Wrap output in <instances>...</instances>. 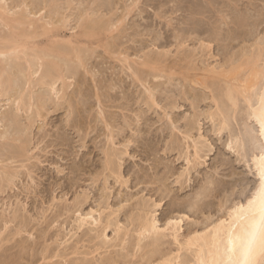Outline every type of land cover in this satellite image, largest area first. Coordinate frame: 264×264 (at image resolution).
I'll return each mask as SVG.
<instances>
[{"label":"rangeland","instance_id":"rangeland-1","mask_svg":"<svg viewBox=\"0 0 264 264\" xmlns=\"http://www.w3.org/2000/svg\"><path fill=\"white\" fill-rule=\"evenodd\" d=\"M137 1L7 0V6L14 8L11 9L12 11H17L22 5L26 9L24 6L27 4L33 12L41 10V14H37V17L43 15L44 18H48L49 14L59 15L60 18L66 16L70 20V26L67 29L64 28L65 30L62 29L63 36L61 37L65 38H71V35L76 34L74 33L76 30L77 33L79 32V27L75 31L69 29L71 25L72 27L78 26L79 18L87 13L93 15L94 19L95 14L97 17L102 15L105 18L102 19L103 22L107 23L110 19L107 24L112 20L119 27L112 33V38L104 42L113 46L114 56L106 54L102 47H92L94 52L91 48V53L86 54L89 73L79 67L75 60H65L68 62L62 60L66 64L62 63L63 69L65 67L74 74V79L70 80L73 85L66 90L67 96L64 100L61 99L62 85L60 83L57 84V89L55 88L54 92L46 86L31 89L25 83L26 80L23 81L25 78L22 77V74L17 76L16 73L13 77L15 79L9 87L0 81V176L3 171L5 173L9 171V174L14 175L11 182L0 181V220L2 219L0 228L4 227L3 219L11 221L5 231L6 234H2V239L5 237L4 239L10 242L1 243L3 249H0V264L11 263V261L14 264H50V262L56 264L61 260H44L42 252L47 249L49 254L46 255L51 256V253L53 254L60 248L63 250L70 248L69 252L77 245L84 251L95 248L98 244V240L95 238L100 231L97 232L91 226H86L81 231L78 230L74 221L78 218L79 212L78 214H73L74 212L69 214L65 210L71 204L72 206L69 207L73 209L76 198L79 197H87L83 207L84 213L93 209L97 212L95 216L99 217L101 212L104 220L112 217V220L121 221L123 227L129 228V230L134 229L131 227L134 226L132 222L139 214H142L143 204H148L161 226L170 216L184 217L181 234H185L192 228L190 226L194 225L193 228L198 227V229L203 228V222H206L207 218L211 217L212 220H216L224 214L222 213L224 209L226 210L229 205L235 203L234 201L243 200L245 196L248 197L251 194L257 181L251 161V150L254 149L253 147L260 146V140H258L260 139L258 137L260 128L251 117L252 108L248 109L243 95L249 93L250 95L247 96L251 101L253 99L252 102L258 100L253 92L255 91L253 88H256L253 78L256 77L254 75L257 66L264 65V62L256 63L255 57L264 44L259 47V45H255V42L258 38H264V0H140L136 4ZM21 2H25V5L24 3L21 5ZM18 6L20 7L18 8ZM246 15L249 16V20L245 17ZM235 16H244L245 21L249 22V24L246 22L247 28L240 26L235 21L237 18ZM222 17H227L228 21L233 18L232 20L237 24L230 22L229 25L224 26L221 23ZM9 34L8 29L5 26L2 27L0 23V40ZM177 38L179 39L177 40ZM179 40L187 42L190 40V44L185 42L186 45H184L187 47L189 45L190 48L185 49L184 47L178 52ZM200 44H203L204 47H201ZM205 46L211 48L207 49ZM243 47H247L244 49L251 53L242 57L240 54L244 50ZM195 48L202 54L198 59L201 66L205 63L209 66H227L230 61H226L232 56L240 60L231 66L236 67L238 64L245 63V66L243 65L245 69L242 67L243 70L238 72L237 77L248 84V90L246 88L248 93H239L238 106L231 112V132L244 143L240 154L236 149L228 147L231 141L229 140L231 139L229 131L217 133L214 124L207 119L206 114L200 120L201 126L196 125L199 131L196 128H193L194 131L191 129L194 140L191 138L188 143V139L185 141V127L191 120L193 121L194 110L191 107V102L187 101L182 93L186 90L189 91L190 88L178 80V76L154 78L150 68L132 62L131 65L140 68L139 72L142 74L140 75L141 80L136 81L123 66V63L117 59L120 52L122 56H128L129 60L142 63L144 59L152 57L153 54L154 57L159 53L158 56L161 58L160 55L167 53L164 60L168 59L163 63L164 66L168 69L171 67V72L175 69L182 71L181 68L185 67V62H179V59L184 58L182 51L185 49L184 53L191 54ZM201 48L205 49L204 53ZM188 50L190 51L188 52ZM260 54L262 55V52ZM183 60H186V57ZM8 63L5 64L9 72L17 70L16 62L11 60ZM21 64L23 65L24 62ZM36 77L38 79V75ZM210 81L211 77L209 76L207 84ZM15 82L17 86L14 85ZM18 86L19 88L16 89ZM21 87L22 92L26 94L25 100L27 101L24 100L28 104L26 109H17V102L14 99L11 100L12 93H18ZM148 90L154 94L155 104L148 99ZM9 91L10 100L6 96ZM191 93V95L199 96L196 98L198 111L202 113L215 111V103L211 102L214 94L208 86H204L201 77L199 84L194 86ZM215 93L221 95V92L215 91ZM2 94L4 95L1 96ZM41 94L45 95L44 98ZM40 97L43 100H39ZM68 98L70 101L74 100L71 103L76 106L73 111L69 110ZM172 101L173 103L177 101L178 108L172 109ZM41 102L45 103L41 104ZM29 103L32 105L30 108ZM40 104L44 105L43 109ZM37 105L40 106L39 110ZM72 105L71 108H73ZM256 107L258 104L253 105V108ZM227 108L230 110V107ZM100 110L104 112V117L99 114ZM39 111L42 116L39 115ZM70 111L74 113L70 114ZM166 113H169V116L164 115ZM170 118L172 120L175 118L174 128H172ZM186 119L188 121L190 119V121L187 122ZM185 120L187 124H185ZM220 120L221 117L216 116L215 124H220ZM106 124H109L110 128ZM191 124L189 123L188 127ZM108 128L112 132L114 131L112 133L115 136L116 146L114 145V149L116 148L117 156L120 157L119 161L118 157L116 158V161L119 162L117 166L118 171L120 170V182H116L117 179H114L113 176L105 183L109 173L103 172L105 162L103 150H105L104 147H108ZM22 139H26V146H28L26 150L20 149L21 152L17 147L20 146L18 141L24 142ZM195 146L201 150V162L193 159ZM18 150L21 153L15 154L18 153L16 152ZM20 154L25 155L22 157ZM188 157L190 163L187 161ZM120 164L122 167L119 169ZM102 176L105 177L102 178ZM59 210L63 211L60 213ZM24 223L27 231L33 235L23 233L16 238L13 233H16L17 228L19 229L20 225L23 226ZM201 223L203 225L200 227ZM113 229L110 228L106 232L110 246L117 243L113 241L115 239ZM82 232L86 233L82 234ZM134 234L132 233V237H129L132 242ZM57 235H62L61 241L64 242L60 248L55 243ZM165 239L164 241L168 242H166L167 244L163 243L162 250L169 249L168 251L173 250V253H176L177 244L170 237ZM65 240L67 241L65 242ZM132 242L128 243L129 246L127 245L125 250H120L122 248L119 246H117L119 248L111 246L102 250L109 255L113 252V256L109 257L114 259L116 256L117 258L126 257L124 254L127 250L132 251ZM23 244L26 246V251L23 249L25 248ZM104 253L102 257H108V254ZM116 253H120V255L118 256ZM128 253V257L131 255L132 259L133 251ZM141 254L137 259L133 257L135 261L129 258L130 262L135 264L139 259L138 264H143L140 260H145L144 264H149L148 259L145 258L151 255V251H148L147 255L144 253L146 256L143 254L144 259ZM94 257L100 258L95 254L89 255L87 259L89 258L92 260L91 263L94 261L93 264H96ZM77 258L79 261L85 259L84 256L71 255L68 257V262L61 261L60 264H69Z\"/></svg>","mask_w":264,"mask_h":264},{"label":"bare ground","instance_id":"bare-ground-1","mask_svg":"<svg viewBox=\"0 0 264 264\" xmlns=\"http://www.w3.org/2000/svg\"><path fill=\"white\" fill-rule=\"evenodd\" d=\"M139 1L140 0H138L136 4H138ZM23 3L25 5V2H23ZM23 3L21 2L20 4L22 5ZM16 7H17V5H16ZM19 7L20 6H18V8ZM24 7L26 9L23 8V5H22V7H20V9L23 8L21 11L18 8H17L18 10L16 9L17 11H15V10L12 11L14 8L12 9V8H9L7 6V0H0V23L2 24V27L5 26L8 29V32L10 33L9 35H6L4 37L2 36L3 38H1V40H0V81L3 82L5 84V86H7V87L11 86L13 79H15L13 77L16 73H17V76H21V74L23 75L22 77L25 78V79L23 78L24 79L23 81L26 80L25 83L29 87H31V89L33 87L40 86L42 88V87L46 86V87H50V89L54 90V92H55L57 89L56 88L57 84L60 83L62 85V87H61L62 98L61 99L64 100V98L67 96L66 90L69 89L73 85V83L70 82V80L72 81V79H74V74L71 73L69 70H67L65 67L63 69L62 60H64V61L67 59L68 60H75L79 64V67H82V69L84 68L85 71L87 73H89V71L87 69L88 67L86 64V57L85 56H86V54L88 55L89 52L91 53L92 47H97V48L102 47L106 54H109L110 56H112V55L114 56L115 51L113 49V46L110 43H104L107 39L112 38V33L115 31V29L117 27H119V25L115 24L112 20H111V23L107 24L110 21V19L106 23V22H103V20L105 18H103L102 15L97 17L96 14L94 13L95 14L94 15L95 19H94L93 15L87 13L86 15L79 18L80 21L78 22V26L72 27V25H71V28L69 29L71 31H75L79 27L80 28V30L78 29L79 32L77 33L76 32L77 30H76L74 32L76 34L71 35V38H65V37H61V36H63L61 34L62 29H64V28L67 29L70 26V20L66 16H61V18H60L59 15L54 16V15L49 14L50 16L48 18L47 17L44 18L43 15H41L42 17L41 16L37 17V14H39L41 12V10H39L38 12H35V11L33 12L30 9L31 7L29 8L27 4ZM230 7H231V5H230ZM244 14H246V13H244ZM56 17H58V18H56ZM236 17L237 16H235V18ZM245 17H247V20H249L248 19L249 16L246 15ZM222 19L223 20H221V23L224 26L229 25L230 22H231V24L232 23L237 24L236 22H238V24L240 26H242V27L244 26V28L246 27L247 20L245 21L244 16L243 17H241V16L237 17L235 19L236 22L232 20L233 18L231 19V21H228L227 17H224V18L222 17ZM119 23H120V20H119ZM247 23L249 24V22H247ZM237 28H238V26H237ZM191 36H192V34H191ZM197 36H199V35H197ZM178 39L179 38H177V40ZM192 40H193V38H192ZM243 41H245V40H243ZM185 42H187V41H180L179 42V44H178L179 46L177 47V51L181 48L183 49L184 47H185V49H187L188 47L190 48L189 45H188V47L184 46V45H186ZM189 42H190V40H189ZM189 42H187V44ZM201 43H202V41H201ZM262 44H264V38L263 39L258 38L257 42H255V45H257V46L259 45V47ZM200 45H201V47L203 46V44H200ZM263 47H261L259 49V53L255 57L256 63L259 61L264 62V53H263L264 49H263ZM208 48H211V47H208ZM244 48H247V47H243L242 49H244ZM201 49L204 53L205 49L204 50H203V48H201ZM242 49H241V51H242ZM184 50L182 51L183 53L181 52L182 54H184V58L182 55L177 53V55L182 56L183 59H185V57H186V60L179 59V62H181V61L185 62V67L181 68V70L183 69L182 71L175 69V71L171 72L170 71L171 67H169V69H168L166 66H164L163 63L168 59V58L167 59L165 58L166 60H164V57H166L165 55L167 53L165 55H160L161 58H159V56H158L159 53H158V55H157V53H155V55H157L158 58H157V56L153 57L154 54L153 55L151 54L152 57L150 56V58L144 59V61L142 63H138V62H136V60L135 61L129 60L128 56H122V53H120V52L118 53L117 59H119V61L123 63V66H125L127 68L128 72H130L129 74H131L136 81L141 80L140 75H142V74L139 72L140 68L138 69L137 67H134V65L133 66L131 65L132 62L137 63L138 65H144V66L150 68L153 71L152 75L154 78H157V77H167L168 78L169 76H175V75L178 76L179 77L178 80H181V82H183L185 84V86H188L190 88L189 91L186 90L182 93L187 98V101L191 102V107L194 110L193 121L191 120V122H189L190 119H189V121H188V119H186L187 122L192 123L189 127H188L189 123L187 124V122L185 120V122H186L185 124H187L186 127L184 125V127L186 128V136H185L186 138L184 137L185 141H186V139H188L187 140V143H188V141H190V139L192 137L194 138V136L191 132H192L193 128L197 127L196 125L201 126L200 120L206 114L207 119H209L214 124V128H215L217 133H222L223 131H227V130L229 131V134H230L229 137L231 138L229 140H231V141L228 144V147L230 149H234V150L236 149V151L240 154L244 143L241 140L239 141V138H237V136L233 135V132H231V125H232L231 124V117H232L231 112H232V109H234L235 107L238 106V103H239L238 102V100H239L238 95H239V93H242V94L248 93V91H247L248 90V88H247L248 84L247 83L245 84V82L239 80L237 77L239 74L238 72H241L243 69H245V67H244L245 63L243 64L244 66L239 65V64L236 65V67L231 66L232 64L237 63V61L240 60V59H235L234 56H232V58H230L229 60L226 61V62L230 61L227 66H225V65L209 66L207 63H205V65L201 66L198 63L199 57L202 56V54H200V51L198 52L197 49L195 48L191 54L190 53L187 54V53H184ZM190 50H188V52ZM92 51H93V48H92ZM261 52H262V55L260 54ZM95 53H97V52L95 51ZM248 53H249L248 50L244 49L242 54H240V55H242V57H243L244 55H247ZM185 54H186V56H185ZM199 54H200V56H199ZM147 56L149 57V55H146V57ZM168 56H169V54H168ZM11 60L17 63V70L14 72H12V71L9 72L7 70V65L5 64V63L10 62ZM22 62H24V64L20 65V63H22ZM65 62H68V61H65ZM249 62H251V61L249 60ZM16 63H15V67H16ZM74 64L76 65V63H74ZM202 64H203V61H202ZM64 65H66V64H64ZM67 66H68V64H67ZM242 67H243V69H242ZM257 67L258 68L256 69L257 70L256 74L254 75L256 77L253 78V81H255V87L256 88H253L255 90L253 92H254V95H256L258 97V100H256L255 102H252L253 99L251 101L249 99V97L247 96V95H250L249 93L247 95H243L245 102H247L248 109L252 108L251 117L258 123L259 128H260V136H258L260 138V139H258V140H260L259 141L260 146H257V148L253 147L254 149L251 150V153H252L251 154V157H252L251 161L253 163V169H254L256 176H257L256 177L257 181L255 182L254 188L253 189L251 188L252 189L251 194L247 198L245 196V198L243 197L244 198L243 200H240L237 202L234 201L235 203H233V205H231V206L228 204L230 207L228 206L226 208V210L224 209V212H222L224 214L222 216H220L219 218L216 217L217 218L216 220H212L211 217L207 218L206 222H203L204 225L202 223H201V225H199L200 227L203 225V228H201V229H198V227L193 228L194 225L193 226L189 225L192 228H190L187 233L181 234V231L183 229L182 224L184 222V217H182V216H170L169 218H167L164 225L161 226V225H159V220H157L156 215H154L153 211H151L149 209V205L145 204L144 202H143L144 203L143 206L141 205L142 206L141 209H143V211L141 210L142 214H139V216L136 217V219L132 222L134 226H131V227H134V229L129 230V228L123 227L124 225H122L120 223L121 221L112 220L113 219L112 217H109V219H107V220L105 219L106 220L105 221L101 212L99 213V217L95 216V213H97V212L93 209L88 213H84L85 210L83 211V207L87 201V197L86 196L79 197V198H76L77 200L75 199L76 202H75V205L73 204L74 205L73 209L70 208L72 206V204H71V206L69 205L70 207L68 206V207H66V208L64 207V208L67 211V213L69 212V214H70V212H72V213L74 212L73 214H76V213L78 214V212H79V214L77 215L78 218L74 221L78 230L81 231L82 228H84L86 226L87 227L91 226V227H94V230H97V232L100 231L98 234L96 233L97 235L95 238L98 240V244L97 243H96L97 245L95 244L96 245L95 248L88 249L85 251L81 250L77 245L76 247H74L73 250L72 249L70 250L71 252H69L68 249H70V248L67 249L65 247L67 245L64 246L66 248L65 250L60 248L61 246L64 245V242L61 241L62 235L61 236L57 235V239H55V243L62 250L59 249V250L53 252V254L51 253V256H48L46 254H49V253H47V252H49V250L47 251V249L46 250L43 249L44 251L42 252V255H43L42 258L44 260H48V261L54 260V259H60L62 262L65 263V262L69 261L68 257L71 255H75L78 257L84 256L85 257L84 261L82 259L79 261V259L77 258L75 260L73 259L74 261L71 263L69 262V264H88V263L90 264L92 262V260H90L89 258H88L89 259L88 260L87 257L89 255L97 254V255H99L100 258H97L98 256L94 257V260H96L95 262H97L96 264H132V261L130 262V260H129V258L131 259V255H130V257H128L129 256L128 252L133 251V253H131L132 254L131 260H134L133 257H135L137 259L139 257V254L142 253L141 254V257H142L144 253L147 255L148 251L149 252L151 251V255L150 256L148 255L150 257V259L145 254L144 255L146 256V258H145V256L142 257V259H144V258L148 259L147 261H149V264H229V261L227 259V255L225 254V246L227 244L228 236H229V234H231L233 236H241L244 234L245 230L247 229V227H248L247 216L243 212H240L239 209H241V207H243L244 209L248 208V199H252L254 195L258 194L259 189H260V184L262 181V175H264V135H261V131H262L261 125H262V123H264V65L263 64L258 65ZM77 74H78V72H77ZM164 74H168V75H164ZM37 75H38V79L36 77ZM75 76H76V72H75ZM209 76L211 77V81L208 82V84H207V78ZM200 77L204 82V86H208L209 89L211 90V92H213V94H214L213 100L211 102L215 103V107H216L215 111H210V112H205V113L198 111L199 107L197 106L198 104H196V98H198L199 96H197V94L191 95L192 94L191 91L194 89V86L196 84H199ZM15 81H17V80H15ZM249 81L251 83V79ZM209 84H211V85H209ZM14 85H16V82L14 83ZM253 87H254V85H253ZM18 88H19V86L16 89H18ZM246 88H247V90H246ZM21 89H22V87L19 89L20 91H18V93H16V94L12 93L13 98L11 100L14 99V101L17 102V105H16L18 107L17 109H21V108L26 109L28 106L27 102H25V101H27V100H25L26 94L24 92H22ZM3 91H5V90H3ZM215 91L221 92V95H218L217 93H215ZM9 93H10V91L8 92V94L6 93L7 95L5 94L8 99L10 98ZM147 93H148V99L150 100V102L155 104V96L152 93V91L148 90ZM3 95L4 94H2L1 96H3ZM41 95L44 98L45 95H43V94H41ZM252 97H253V95L251 96V98ZM43 98L40 97L39 100L40 99L43 100ZM8 99H6V100L9 101L10 99L9 100ZM37 99H38V97L36 98V100ZM68 99H69V103L67 102ZM68 99H65V100H67L66 102L68 103V107L70 105L69 110L73 111L75 109L74 107H76V106L72 105L71 103H73L74 100L73 101L71 100L72 101L71 102L70 98H68ZM46 102H47V100H46ZM44 103L41 102V104H44ZM41 104H40V106H41ZM99 104H100V100H99ZM257 104H258V107L253 108V105H257ZM71 105L73 108H71ZM228 105H230V106H228ZM31 106L32 105L30 104L29 108ZM40 106H38V110L40 109ZM100 107H102V106H100ZM171 107H172V109L178 108L177 101H175L174 103L172 101ZM227 107H230L229 108L230 110H228ZM41 108L43 109L44 105H42ZM40 111H39V115H41ZM71 111H70V114L72 113ZM75 112H76V110H75ZM103 113L104 112L102 110H100L99 114L101 116H103ZM75 114H77V113H75ZM164 115L169 116V113H166ZM216 116L221 117L220 124H215L214 120H215ZM103 117H102V119H104ZM5 118H6V116H5ZM187 118H189V117H187ZM170 120H171L172 128H174L175 127L174 126L175 125V118L173 120L170 118ZM104 121L106 122V120H103V122ZM106 126L109 127V124H106ZM191 126H194V127L191 128ZM109 128H108V130H109L108 136L106 135L108 138L107 139L108 140L107 141L108 147H106V148L104 147L105 150H103L104 152L102 151L104 153L103 155L105 156V159H104L105 162H104V166H103L104 171L103 172L105 174L109 173L108 174L109 177L107 179H105V181H106L105 183H107V181H109V178H112L113 176H114L113 177L114 179H117V180H115L116 182L119 181V179H121V177L119 175L120 170L118 171V166H117L119 164L118 161L120 160L119 159L120 157H119V155L117 156V153L115 150L116 148L114 149V145L116 146L115 136L112 134V133H114V131L112 132V130ZM197 131H199V130L197 129ZM183 132H182V134H183ZM201 137H202V134H201ZM2 138H4V137H2ZM7 138H8V136H7ZM235 139H236V141L234 142ZM22 140L24 142L18 141V144L20 143V146H18L17 149L26 150L27 149L26 147L28 146V145L26 146V143H27L25 141L26 139L25 140L22 139ZM195 143L197 144V142H195ZM19 150L16 151L18 153H15V154H19L22 152L21 150H20L21 152ZM194 151H195V154H194L193 159L196 160L197 162H199L200 159L202 158V156L200 154L201 150H200V148L195 146ZM119 152H121V151H119ZM115 154H116V156H115ZM120 154L122 155V153H120ZM24 155L20 154V156H22V157ZM249 156H250V154H249ZM17 157H19V155ZM117 157H118V159H117L118 161H116ZM189 160L190 159L188 157V160H187L188 163H190ZM194 164H196V163H194ZM197 165H198V163H197ZM120 167H122L121 164L119 165V169H120ZM106 172H108V173H106ZM104 173H102V174L104 175ZM12 176H14V175H12V173L9 174V171H8V173H5L3 171L2 175L0 176V181H2V180L7 181L6 183L11 182L13 180ZM103 177H105V176H102V178ZM124 183H125V181L123 182V184ZM212 183H214V182H212ZM105 189H107V187H105ZM257 198H258V196H257ZM222 203H223V201H222ZM224 203H226V202H224ZM155 207H157V206H155ZM218 207H219V205H218ZM222 208H224V206H222ZM220 210H221V208H220ZM61 211H63V210H61ZM61 211L59 210L60 213H61ZM115 214H116V212H115ZM210 216H212V215H210ZM216 216H218V215H216ZM59 217H61V216H59ZM8 220L3 219V221H5V222H3L4 227L0 228V249H3L2 248L3 246L1 243L10 242V241H7L6 239H4L5 237L2 239V234L5 233V231L8 229L9 223L11 222ZM203 221H205V220H203ZM19 223L22 225L21 222H19ZM189 223H190V220H189ZM16 224H17V222H16ZM21 225H20L19 229L17 228L16 233H13V235L15 234V237L16 236L18 237V236L22 235L23 233H29L30 235H33L31 232L27 231V227H26L25 223L23 226H21ZM55 226H56V224H55ZM74 228H75V226H74ZM110 228H114L113 229L114 232L112 230L111 231L113 233H115V239L116 240L113 239V241L117 242L111 246L116 247V248H119V247L122 248L120 250H123V249L125 250L127 245L129 246L128 243L132 242L129 239V237H132V233H135L134 234L135 236L133 237V242H132V251L127 250L126 254H124V255H126V257L120 256L122 259L120 257H118L119 258V260H118L117 256H116V259H114L113 257L111 258L109 256H113L112 255L113 252H111L112 254L109 255L106 251L104 253L102 250V249L111 247L109 245L110 243L108 242V236L106 234L107 230ZM84 230H86V229H84ZM94 230L91 229V231H94ZM77 232H79V231H77ZM85 233L82 232V234H85ZM75 234H77V233H75ZM94 237H95V235H94ZM167 237L168 238L170 237L174 241V243L177 244L178 248H177L176 253L175 252L173 253V250L168 251L169 249L167 251L162 250V248H163L162 245H164L166 242H168V241H166V242L164 241V239ZM181 237H183V239H181ZM8 240H10V239H8ZM97 240H94V241L97 242ZM128 240H130V241H128ZM147 240L149 241L148 243H147ZM66 241L67 240H65V242ZM144 241L146 242V244H144L145 243ZM79 242H80V240H79ZM23 246H24V244H23ZM117 246H119V247H117ZM24 247L25 248H23V249L26 251V246H24ZM148 248H149V250L146 251V249H148ZM170 249H172V248H170ZM103 253L104 254L107 253L108 257H102ZM116 254L118 256L120 255V253H116ZM121 255H123V254L121 253ZM91 257L92 256H90V258ZM96 258L99 260H97ZM234 259H238L239 264H243V256L241 255V253L239 251L236 252ZM257 259H259V257H257ZM16 261H17V259H16ZM61 261L58 263L56 262V264H60ZM88 261H90V262H88ZM137 261H139V259ZM137 261L135 262V264L139 263V262L137 263ZM140 261H142L143 264L146 263L145 260L144 261L140 260ZM93 263H94V261H93ZM93 263H91V264H93ZM5 264H14V263H13V261H11V263L6 262ZM50 264H51V262H50Z\"/></svg>","mask_w":264,"mask_h":264},{"label":"snow or ice","instance_id":"snow-or-ice-1","mask_svg":"<svg viewBox=\"0 0 264 264\" xmlns=\"http://www.w3.org/2000/svg\"><path fill=\"white\" fill-rule=\"evenodd\" d=\"M261 129L264 135V123ZM239 211L247 216L248 227L241 236L229 234L225 246L229 264H239V260L234 259L237 251L243 256V264H264V175L258 194L248 199L247 209L241 207Z\"/></svg>","mask_w":264,"mask_h":264}]
</instances>
